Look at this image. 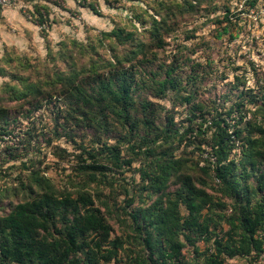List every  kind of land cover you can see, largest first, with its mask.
I'll use <instances>...</instances> for the list:
<instances>
[{"label":"rangeland","instance_id":"374dc122","mask_svg":"<svg viewBox=\"0 0 264 264\" xmlns=\"http://www.w3.org/2000/svg\"><path fill=\"white\" fill-rule=\"evenodd\" d=\"M9 8L0 16V70L4 69V74L0 72V214L28 198L20 185L29 182L33 173L48 177L59 190H74L82 180L77 171L81 158L92 161L82 151L86 148L113 168L112 175L107 172L111 185L98 187L93 183L89 191L92 194L99 191L107 200L113 212L107 217L113 232L128 234L129 217L116 214V207L125 205L124 187L139 194L138 170L146 168L153 156L176 146L175 156L189 158L188 166L201 158L194 148L199 138L189 146L187 141L179 144L181 130L188 125L207 128L219 118V112L235 140L230 157L237 160L242 140L234 137L235 126L243 128L248 121H263L260 108L264 98V0H19ZM38 10L43 15L42 22ZM225 10H230L229 21L224 18ZM143 11H147L146 20L134 17ZM164 11H169L166 15L169 30H161L162 46L155 49L148 45L143 54L124 65L134 64L135 83L140 86L136 96L155 104L160 112L155 117L158 126L164 127L171 121L172 130L178 129L179 133L166 147L159 142L150 145L151 153H134L126 141L119 143L120 158L132 161L129 166L116 168L105 154L99 156L97 150H104V142L107 146L116 145L118 136H114V130L107 133L103 130L106 128L91 127L88 119L77 123L73 122L75 119H64L66 109L58 93L66 87L57 78L60 71L75 68L80 72L77 80L83 78L80 88L93 86L96 84L93 66L100 64L102 68L106 59L131 57L138 49V44L130 39L118 42L104 38L102 32L114 26L126 29V33L137 28L139 39L147 42L145 30L153 27L149 14H156L154 17L159 20ZM173 61L178 65L174 74L180 79V91L168 90L158 97L156 82L164 78L163 65ZM29 83L40 85L41 96L18 97ZM49 93L53 95L49 97ZM188 94L191 102L183 103L182 97ZM237 103L243 104L240 109ZM194 104L202 106L203 111H196L192 118L190 108ZM113 124L109 122L110 126ZM118 128L123 130L122 124ZM122 134L129 135H125V130ZM139 141L135 142L134 151L139 149ZM209 143L201 148L204 157L212 160ZM80 152L83 154L78 158ZM250 182L256 185L253 178ZM145 194L143 191L142 196ZM144 202L148 200L141 203Z\"/></svg>","mask_w":264,"mask_h":264},{"label":"trees","instance_id":"16d2710c","mask_svg":"<svg viewBox=\"0 0 264 264\" xmlns=\"http://www.w3.org/2000/svg\"><path fill=\"white\" fill-rule=\"evenodd\" d=\"M229 11L224 12L226 21H229ZM146 12L134 17L144 21ZM168 13L166 11L159 20L154 17L156 14H149L153 27L145 30L147 42L139 39L137 28L128 33L115 26L103 31L104 38L118 42L130 39L138 44V49L131 57L106 59L101 63L102 68L100 64L93 66L92 75L96 76L93 86L80 88L83 78L77 80L80 72L75 68L70 72L60 71L57 78L66 87L58 93L66 109L65 114H61L64 119H75L73 122L88 119L91 127L106 128L103 130L107 133L114 130V136H118L116 145L107 146L104 142V150H97L99 156L105 154L116 168L129 166L132 161L120 158L119 143L126 141L132 152L145 154L151 153L149 146L157 142L166 147L179 133L178 129L172 130L171 121L164 127L158 126L155 117L160 112L155 104L136 96L140 86L135 83L134 64L124 65L143 54L148 45L155 49L162 46L164 32L161 30H169L166 29ZM37 15L42 22L39 10ZM163 66L164 78L156 82L158 97H163L168 90L180 91V79L174 74L178 69L176 62ZM26 87L18 97L43 93L36 83ZM51 95L49 93V97ZM191 100V94L182 97L183 103L189 104ZM261 101L263 121H248L243 128L235 126L234 137L242 140L237 160L230 157L235 140L218 112L219 118L207 128L188 125L180 132L179 144L187 141L189 146L199 138L194 148L201 158H197L195 165L188 166L190 159L185 155L176 157V146L160 156H153L146 168L139 169V194L133 188L124 187L125 205L116 207V214L124 213L129 217L128 234L113 232L107 219L113 212L107 200L99 191L93 194L89 191L93 183L98 187L112 184L107 172L112 175L113 168L95 158L93 150H82L92 161L81 158L77 171L82 180L76 183L74 190H59L48 177L33 173L29 182L20 185L28 198L0 214V264H167L172 257L182 256V249L186 247H192L195 256L203 257L210 264H224L228 259L264 264V236H260V231L264 230V98ZM242 105L237 103V109ZM196 111L202 112L203 107L192 105V118ZM110 121L117 124L110 126ZM118 124H122L125 135H129L124 136ZM209 129L213 130L208 133ZM156 131L161 135H155ZM137 140H140L139 149L134 151ZM208 142L214 161L204 157L201 148ZM252 178L256 185L251 184ZM143 191L147 192L144 197ZM145 199L148 202L142 204ZM218 234L222 235L221 239L217 238ZM210 247L215 249L216 255L209 253ZM182 257L187 259V256Z\"/></svg>","mask_w":264,"mask_h":264},{"label":"built area","instance_id":"2783aa9c","mask_svg":"<svg viewBox=\"0 0 264 264\" xmlns=\"http://www.w3.org/2000/svg\"><path fill=\"white\" fill-rule=\"evenodd\" d=\"M19 2V0H0V15L4 12V10L6 8H9L10 6L13 5H17ZM212 161H214V158L212 159ZM221 234H218L217 238L221 239ZM260 236H264V230L260 231ZM200 244H202V241L200 242ZM209 253L211 254H215L216 255V251L213 247H210L209 249ZM187 256V259H184L182 256ZM182 256L179 257H172L170 260H167V264H210L208 262L204 261L203 257H197L195 256V252L193 251L192 247H186L182 249ZM264 258V256H263ZM153 259L155 260L156 258L153 257ZM192 259H196V260H192ZM159 262H162V260H158ZM250 264L248 261L246 260H233V259H228L224 261V264ZM132 264H136V263H132Z\"/></svg>","mask_w":264,"mask_h":264},{"label":"crops","instance_id":"0c3cea01","mask_svg":"<svg viewBox=\"0 0 264 264\" xmlns=\"http://www.w3.org/2000/svg\"><path fill=\"white\" fill-rule=\"evenodd\" d=\"M7 10H11V8H7V9H5L4 12H3L0 16L5 15V14L7 13ZM263 256H264V253H263Z\"/></svg>","mask_w":264,"mask_h":264}]
</instances>
